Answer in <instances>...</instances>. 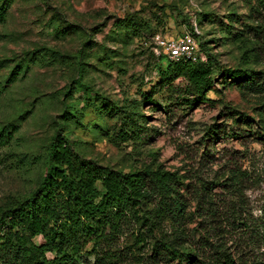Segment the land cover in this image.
<instances>
[{
  "label": "rangeland",
  "instance_id": "rangeland-1",
  "mask_svg": "<svg viewBox=\"0 0 264 264\" xmlns=\"http://www.w3.org/2000/svg\"><path fill=\"white\" fill-rule=\"evenodd\" d=\"M261 1L14 0L0 23V80L5 83L15 68L22 72L0 95V135L16 128L0 147V206L36 189L60 129L78 153L101 164L177 172L190 190L188 227L220 234L230 249L240 250L245 223L261 221L264 207V95L244 94L221 78L208 93L213 104L168 117L161 108L166 93L158 86L164 54L154 51L152 30L173 38L196 28L205 57L211 54L226 68L262 71L264 34L250 28L264 25ZM123 18L138 30L120 25ZM239 37L252 41L244 45ZM252 47L260 61L252 57L246 64L244 53ZM144 94H154L158 104L138 109L156 134L139 149L116 144L111 135L122 108ZM234 111L246 114L257 134L234 138V119L241 118ZM70 113L78 119H66ZM231 167L242 171L237 188L228 180ZM197 190L212 195L211 210L193 199ZM132 240L121 239L125 253ZM125 260L118 264L136 262Z\"/></svg>",
  "mask_w": 264,
  "mask_h": 264
},
{
  "label": "trees",
  "instance_id": "trees-1",
  "mask_svg": "<svg viewBox=\"0 0 264 264\" xmlns=\"http://www.w3.org/2000/svg\"><path fill=\"white\" fill-rule=\"evenodd\" d=\"M2 1L0 23L5 22L14 0ZM260 5L264 8V0ZM120 25L138 30L130 18L121 19ZM250 28L264 34L262 24ZM191 32L197 36L194 28ZM156 33L152 30V36ZM239 39L244 45L252 41ZM252 52L254 47L245 51L246 64L252 57L259 58L258 54L251 56ZM161 60L165 65L159 70L158 86L166 93L161 108L170 118L202 103L213 104L208 93L221 78L231 79L229 84L244 94L264 95V70L226 68L201 50L196 61L172 60L166 55ZM21 72L22 68H15L5 83L0 80V95ZM153 95L144 94L142 100L122 108L111 135L116 144L139 149L151 142L155 129L138 109L146 103L157 106ZM233 114L241 117L234 119V138L257 134L246 114ZM74 118L78 116L73 113L66 117ZM15 130L2 132L0 147ZM74 146L57 130L46 173L36 189L28 197L0 206V264H91L92 259L93 264H118L131 258L135 264H264V207L261 221L245 223L246 242L240 250H233L222 235H201L197 228L188 227L190 190L177 172L149 165L119 170L83 157ZM230 172V185L237 188L242 184V171L231 167ZM193 199L200 207L208 206L207 211L215 204L212 195L202 190L195 191ZM129 236L133 242L125 253L120 242Z\"/></svg>",
  "mask_w": 264,
  "mask_h": 264
},
{
  "label": "built area",
  "instance_id": "built-area-1",
  "mask_svg": "<svg viewBox=\"0 0 264 264\" xmlns=\"http://www.w3.org/2000/svg\"><path fill=\"white\" fill-rule=\"evenodd\" d=\"M195 30L198 33V29L195 28ZM154 40L157 44L154 51L159 55L164 54L172 60L187 58L196 61L199 59L200 45L197 37L192 32H186L173 38H165L160 34H156Z\"/></svg>",
  "mask_w": 264,
  "mask_h": 264
}]
</instances>
